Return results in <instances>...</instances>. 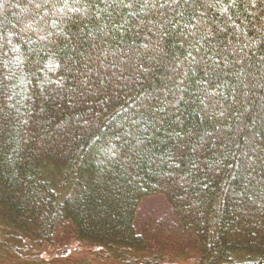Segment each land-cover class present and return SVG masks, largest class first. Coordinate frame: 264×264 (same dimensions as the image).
<instances>
[{"label": "trees", "instance_id": "1", "mask_svg": "<svg viewBox=\"0 0 264 264\" xmlns=\"http://www.w3.org/2000/svg\"><path fill=\"white\" fill-rule=\"evenodd\" d=\"M0 227L264 264V0H0Z\"/></svg>", "mask_w": 264, "mask_h": 264}, {"label": "rangeland", "instance_id": "2", "mask_svg": "<svg viewBox=\"0 0 264 264\" xmlns=\"http://www.w3.org/2000/svg\"><path fill=\"white\" fill-rule=\"evenodd\" d=\"M172 221L173 212L162 195L149 196L141 201L137 212V225L141 229L148 223L161 222H166L164 225L170 223L171 227ZM156 230L154 227L152 235ZM158 242L152 246L151 253L161 257L162 264H188L195 260L194 253L183 250L184 255L178 254L180 250L169 243H173L174 239L168 241L166 237ZM0 261L16 264H118L104 256L100 247L80 241L71 231L63 230L50 244L31 247L28 240L14 238L12 233L1 227Z\"/></svg>", "mask_w": 264, "mask_h": 264}]
</instances>
